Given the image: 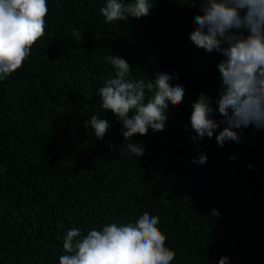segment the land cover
Listing matches in <instances>:
<instances>
[{
  "label": "trees",
  "instance_id": "obj_1",
  "mask_svg": "<svg viewBox=\"0 0 264 264\" xmlns=\"http://www.w3.org/2000/svg\"><path fill=\"white\" fill-rule=\"evenodd\" d=\"M102 6L48 0L44 36L0 82V166L7 168L0 173V264H58L67 229L86 233L146 206L176 252L172 264H209L221 255L231 264H264V131L250 126L240 143L220 147L215 134L193 142L183 127L201 91L215 108L220 85L222 57L188 38L197 0H154L147 17L112 24ZM111 52L127 60L135 79L179 70L186 89L181 103L170 102L165 128L133 137L147 147L137 159L97 95L112 74L103 59ZM92 115L111 125L102 140L83 127ZM201 152L207 162L190 163Z\"/></svg>",
  "mask_w": 264,
  "mask_h": 264
},
{
  "label": "clouds",
  "instance_id": "obj_2",
  "mask_svg": "<svg viewBox=\"0 0 264 264\" xmlns=\"http://www.w3.org/2000/svg\"><path fill=\"white\" fill-rule=\"evenodd\" d=\"M198 13L193 15L194 29L188 38L197 49L218 53L216 68L220 85L215 108L211 97L203 91L192 102L185 130H191L193 142L213 138L223 147L227 142H241L242 130L250 126L264 131V0H197ZM154 0H104L99 9L104 23L147 17ZM48 0H0V82L20 69L28 59L33 44L45 34ZM71 35L81 42L77 28ZM112 74L98 88L100 107L110 112L121 125L127 152L137 157L147 147L134 141L136 135L167 126L169 105L181 103L185 86L179 70L157 69L154 78L135 79L127 60L112 52L103 57ZM218 114L221 119H216ZM83 127L102 140L111 125L107 119L92 115ZM115 147V145H110ZM121 151V146L119 147ZM235 160V156H230ZM207 154L199 153L190 163L204 165ZM252 168V165H248ZM0 166V173L6 172ZM211 216L219 215L213 209ZM160 217L151 207L120 222L92 227L86 233L69 228L62 237L63 254L58 264H172L176 252L166 246V234L159 227ZM209 264H231L221 255Z\"/></svg>",
  "mask_w": 264,
  "mask_h": 264
},
{
  "label": "bare ground",
  "instance_id": "obj_3",
  "mask_svg": "<svg viewBox=\"0 0 264 264\" xmlns=\"http://www.w3.org/2000/svg\"><path fill=\"white\" fill-rule=\"evenodd\" d=\"M30 66V65H29ZM24 120V119H23ZM21 122V121H20ZM17 123V122H16ZM17 125V124H16ZM23 128V127H22ZM17 129V128H16ZM19 129H21V128H19ZM22 130V129H21ZM25 212V211H24ZM122 212V211H121ZM123 213V212H122ZM121 214V213H120ZM2 250V249H1ZM4 250V249H3ZM2 252V251H1Z\"/></svg>",
  "mask_w": 264,
  "mask_h": 264
}]
</instances>
